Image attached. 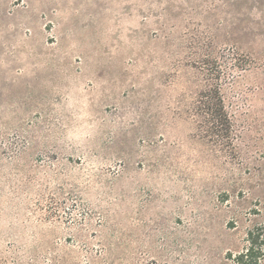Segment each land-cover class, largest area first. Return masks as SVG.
I'll return each instance as SVG.
<instances>
[{
  "label": "rangeland",
  "instance_id": "1",
  "mask_svg": "<svg viewBox=\"0 0 264 264\" xmlns=\"http://www.w3.org/2000/svg\"><path fill=\"white\" fill-rule=\"evenodd\" d=\"M249 232L264 0H0V264H237Z\"/></svg>",
  "mask_w": 264,
  "mask_h": 264
},
{
  "label": "trees",
  "instance_id": "2",
  "mask_svg": "<svg viewBox=\"0 0 264 264\" xmlns=\"http://www.w3.org/2000/svg\"><path fill=\"white\" fill-rule=\"evenodd\" d=\"M210 75L211 81L206 78L205 87L200 94L199 109L204 112L203 116H207L204 122L210 125L212 136L228 140L231 122L225 111L221 87L213 82L214 77ZM248 238V248L235 257L237 264H264V236L261 237L258 232H249Z\"/></svg>",
  "mask_w": 264,
  "mask_h": 264
}]
</instances>
